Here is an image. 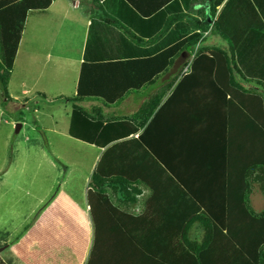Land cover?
Instances as JSON below:
<instances>
[{
  "label": "crops",
  "instance_id": "obj_1",
  "mask_svg": "<svg viewBox=\"0 0 264 264\" xmlns=\"http://www.w3.org/2000/svg\"><path fill=\"white\" fill-rule=\"evenodd\" d=\"M84 1L88 4L85 16L81 18L70 16L69 9H79L81 0H52L45 10L27 12L7 86L11 101L6 109L13 114L14 121L5 118L6 109L0 107V124L10 123L13 128L15 123V134H20L24 126L30 128L26 112L34 117L33 125L38 124L42 122L43 107L46 108L42 100L63 96L80 97L79 105L84 110H99L105 121L131 119L159 94L163 84L169 83L179 72L181 63L171 68L163 79L153 83L156 75L152 77L149 68L151 60L130 55L119 57L121 49L106 42L101 34L102 26L96 28L98 36H92L95 39L90 46L92 53L84 59L89 25L97 12L91 0ZM152 1L163 8L172 0ZM258 2L259 17L264 22V0ZM131 4L138 7L137 3ZM204 6L206 11V3ZM64 21L72 22L80 29V39L78 36L74 48L68 37H58V30ZM232 30L238 39L237 46L242 50L240 59L246 72H259L264 77V30L256 34L251 23L245 29L241 18L234 21ZM216 40L217 37L211 38L207 43L225 45L224 41ZM256 44L261 45L256 47L257 51L253 49ZM221 72L220 77L224 75ZM237 80L246 90H260L264 94V88L240 77ZM191 82L188 80L182 91L192 94L194 106L191 105V97L183 101L179 94L173 100L177 81L161 104L171 97L173 103L168 112L179 111V124L187 127L193 119H198L205 126L211 122L207 116L193 113L194 109L192 111V108H201L204 98L194 96L196 87L190 85ZM230 102L235 109L232 108L227 116L221 114L214 117L216 124L224 126L226 120L231 126L227 135L223 133L224 127L218 130V137L227 138L234 153L246 149L248 156L241 160L239 166H248V171L251 166L260 168L263 172L256 169L251 176L259 177L260 173H264V116H260L263 112L259 105L258 110L254 105L253 111H244L237 97ZM69 104L64 106L65 116L60 123L58 114H47L45 119H49L51 124L38 129L34 126L38 132L35 137L25 136L15 141L10 151L5 141L3 145L6 148L0 150V260L4 264H121V259L120 262L116 260L126 249L121 238L137 236L140 231L135 229L131 235V230L122 224L127 220L126 215L121 216L110 208L108 201L112 205L118 204L114 186L106 184L102 187L109 197L107 201L94 191L89 193L93 173L101 177L112 174L111 158L103 157L111 145L99 148L71 137L72 104ZM143 131L144 128L123 140L137 139ZM168 132L180 141L191 139L190 136L179 139L182 133L177 136L174 126H168ZM254 188H258L257 185ZM113 200L116 201L112 203ZM248 201L255 213L264 212V195L259 189L251 191Z\"/></svg>",
  "mask_w": 264,
  "mask_h": 264
},
{
  "label": "trees",
  "instance_id": "obj_2",
  "mask_svg": "<svg viewBox=\"0 0 264 264\" xmlns=\"http://www.w3.org/2000/svg\"><path fill=\"white\" fill-rule=\"evenodd\" d=\"M51 1L0 0V107L3 109H6L11 101L7 86L27 12L32 9L45 10L50 6ZM91 1L96 6L97 12L89 25L84 59L92 53L90 46L95 40L92 36L94 34L98 36L96 28L102 26L104 29L101 34L106 42L112 47L117 46L121 49V52L118 51L119 57L130 55L151 60L149 68L152 70V77L156 75L153 83L163 79L175 65L181 64L179 72L171 78V81L163 84L159 94L142 106L131 119L118 118L105 121L99 110L92 112L84 110L79 105L80 97L64 99L72 104L69 135L99 148L111 145L105 150L103 157L111 158L112 172L119 174L101 177L93 173L89 182V193L94 191L107 201L109 197L102 187L106 184L114 186V194L118 196L117 203L120 205L118 207L122 208L119 210L109 201L108 204L116 213L121 216L126 215L127 220L122 224L126 225L125 228L131 230L129 233L133 235L135 229L141 230L145 225L141 223L143 219L140 216L135 217L126 212L127 209H123L128 208L135 201V197L131 196L132 192L129 191L133 183L139 181L146 185L150 195L154 197L156 194L170 197L167 187L164 186L168 185L170 179L178 181L173 177V171L169 170L172 164L177 168L206 172V175L195 185L180 186L177 183L179 188L171 189L172 192L180 189L184 194L191 195L194 200L193 205L191 204L194 214L189 218L190 223L186 226L177 223L176 229L179 230V234L172 236L167 228L164 234L169 233L170 237L162 235V241H157L156 236L159 233L156 234L155 231L158 232L162 226L160 223L157 226L153 225L156 234L155 238L153 237L154 243L143 238L139 233L137 236L128 237L130 248H137L145 255L155 253L151 259L147 257L144 260H140L139 257L136 259L125 249L121 258L118 257L116 260L120 262L121 259V264H264V212L255 213L247 201H236L244 203L240 207L241 213L255 221L253 227H247L248 222H238L235 218L236 214L238 216V210L235 208L237 212L230 210L226 212L227 203L223 198L216 197L212 191L218 174L227 168L230 151V141H227V138L220 139L217 130L220 131L224 127L223 133L226 132L227 135L231 126L225 120L224 126L217 124V127H214L216 115L229 114L227 109L229 101L226 99L230 98L231 92L226 88L235 86L254 101L261 99L257 92L243 90L236 80L239 75L243 79L255 81L253 76H250L253 75L252 71L246 73L241 70L242 50L238 48V39L232 30L234 21L241 18L245 29L251 23L256 34L263 32L264 22L259 17L260 3L258 0H172L161 8L152 0H129L138 4L136 8L128 0ZM198 5L202 7L195 8ZM221 5L223 7L218 12ZM207 34L210 37L206 39ZM216 37L224 41L227 47L217 46L208 49L207 40ZM260 46L253 45V49L257 51L256 47ZM216 53L224 59L225 68L228 70L229 81L224 80V84H222L224 77L218 80L216 76V71L220 69L214 56ZM115 55L116 53L113 57ZM190 61V72L176 84L172 98L174 100V97L180 94L183 101L186 99L188 101L191 97V105L194 106L192 94L182 91L188 80L193 81L190 85L196 87V90H193L194 96L204 98V103H201V108L198 106L192 108V111L194 109L193 113L207 116L211 122L205 126L201 125L198 119H193L187 127L182 126V123L179 124V111L168 112L173 102L171 97L161 104L165 94L179 78L181 70ZM262 79L259 83L264 86V77ZM172 125L177 136L179 132L182 133L179 139L183 136H190L191 139L178 140L172 132H168V126L173 128ZM143 128V133L137 139L123 140L137 134ZM166 149L177 151L170 152L175 158H179L180 152L185 162L179 159L170 163L169 160L162 159L160 151ZM143 154L150 156V161L145 160L146 156ZM146 165L149 167L147 168ZM129 167L133 168L129 169ZM256 169L260 170L256 166H251L247 173L239 176L243 179L234 188L239 198H244L248 192H251L249 183L251 186L258 184L264 195V173H260L259 177H251ZM149 171L150 178L148 181L143 180V176ZM124 176L132 177V180L128 181ZM168 199L172 200V198ZM159 211L164 210L160 208ZM194 222L204 230L203 240L199 244L188 240L186 235L188 225ZM121 241L122 246L125 247L122 238ZM151 246L154 247V252ZM0 264L4 263L0 260Z\"/></svg>",
  "mask_w": 264,
  "mask_h": 264
},
{
  "label": "rangeland",
  "instance_id": "obj_3",
  "mask_svg": "<svg viewBox=\"0 0 264 264\" xmlns=\"http://www.w3.org/2000/svg\"><path fill=\"white\" fill-rule=\"evenodd\" d=\"M87 2L84 0H81V6L79 9H70V16L75 17V18H81L84 15V10L87 9ZM80 29L73 24L72 22H68V21H64L63 22V26L62 28H59L58 30V37H68V39L70 40L69 42L71 43V46H73L72 48H74V46L78 43V36L80 39ZM210 35L207 34L206 35V39L209 38ZM218 42H223L220 39L217 38ZM225 45H216L215 43H210L208 42L206 47L208 49H212L215 48L217 46H222V47H227V44L224 43ZM74 53V51L72 52ZM212 54V53H209ZM75 54H73L72 56H74ZM216 61H217V65L218 68H220L219 70L216 71V76L218 78V80H222L223 77V81L224 80H228L229 81V77H228V70L225 68V61L224 59L219 56V54H214ZM192 61V57L190 59ZM190 61V64H191ZM242 62V61H241ZM242 72H246V68L244 65V62H242V68H241ZM224 72V75L220 77V74H222V72ZM219 72V73H218ZM247 73V72H246ZM258 76V77H257ZM237 77H240L239 75ZM164 78V77H163ZM183 78V77H182ZM182 78L177 79V83H180L182 81ZM241 78V77H240ZM253 78L255 81H253L252 79H244L247 81L252 82L256 87H262L264 88L263 85H261L259 83V80H263L262 76H260L259 72H254L253 73ZM237 80V78H236ZM160 81V80H159ZM238 82V80H237ZM239 83V82H238ZM241 85V83H239ZM231 86V84H230ZM176 87V86H175ZM241 87L243 88V90L245 89L243 85H241ZM226 89H228L231 92V96L230 98L226 99V101L228 100L229 102L227 103V109L229 110V112L232 111V108L235 109L232 105V103L230 102L231 99H233L234 97L241 102V107L244 109V111L249 112V111H253L252 108L255 105V109L258 110V105L260 106V109L263 113H261L260 116H264V94H261L260 90L258 91H249V92H257V95L261 97L260 100L254 101V99H252L250 96H246V94H244L242 92L241 89L236 88L235 86H231V87H227ZM69 90V89H68ZM67 90V91H68ZM246 90V89H245ZM68 98L66 96H63L62 98L60 97H56V98H51V99H45L46 101L42 100V103H44L45 107H43L42 110V115L40 117V119H42V122L39 121L36 122L38 124H34L35 119L34 117L27 113V116H29V122H28V127L23 128V131L20 134H15L14 131V125L13 124V128H11L12 124L10 123H1L0 124V150L2 151V149L9 147V151L11 150V147L13 146V144L15 143V141H20L23 138H25V136H27L28 138H33L36 136V134H38L37 131L34 130V126L35 128H39L42 126H49L51 124V121L49 119H45L47 114H53L59 115V123L60 120L65 116L64 115V106H69V102L65 101L64 99ZM263 98V99H262ZM205 100H207L205 98ZM68 102V103H67ZM173 103V102H172ZM7 111V112H6ZM5 111V118L7 117L9 121H14L15 117H13V114L6 109ZM257 114L258 112L255 111ZM68 113V112H66ZM61 116V117H60ZM256 121H258L261 124V120L256 117ZM39 125V126H38ZM214 127H217V124L214 123ZM42 129V128H41ZM218 132V130H217ZM218 135V133H217ZM42 140V139H40ZM7 141L6 143V147L3 145L4 142ZM244 149V148H243ZM232 149L230 148L229 151V155H228V163H227V168L225 171H220V173L218 174L215 182H214V187L212 188V191L214 193V195L219 198H223L225 200V202L228 205V208H226V212H228L230 210V212H237L238 210V216L236 214V219H238V222H248L247 223V227L250 226H254V222L253 218H251L250 216H247V218L244 216V214L241 213L240 207L243 206L244 203L241 202H236V201H247L248 205L249 201H248V197L250 195L251 192H248L246 197L244 198H239L236 194H235V186L239 184V181H242L243 178H239V176L243 173H247L248 172V166L244 165V167H240L239 164L241 162V160L244 159L245 156H248L247 150L244 149L243 151H241L240 153H234V151H231ZM242 150V149H241ZM162 154V159L166 160V161H170V163H172V161H176V160H183L184 159L181 157V153L179 152V158H175L174 156H172V153L170 152H177V151H172L171 150H162L160 151ZM3 153V152H2ZM159 155V154H158ZM143 156L145 157V160L150 161V156L143 154ZM185 162V161H184ZM244 163H247L246 161ZM147 166V165H146ZM153 167V165H151ZM149 166H147L148 168ZM168 170V168H166ZM166 170V175L168 176V171ZM169 170L173 171V177L178 180L175 181L173 179L168 180V185L164 186L165 188L167 187V190L169 191V196H165L163 195H158L156 194V196H152L150 195V191L147 190L146 185H143L141 183H139V181H136V183L132 184V188L130 187L129 191L130 193L132 192L131 196L135 197V201L133 204H130L129 207L127 208L126 212L132 214L133 216H140V218H142V224L144 225V228L141 229L139 231V233L141 234V236L143 235V238L145 237L147 240L149 241H153V237L157 234L158 236H156L157 241H162V235L166 236V237H170V234L173 236L176 234H179V230L176 229L177 227V223H179L180 225H184L186 226L187 223L189 222V218L191 215H193L194 213H192V202H194V200L191 198V195L189 194H184L180 189L177 190V192H172V188H177L178 186L176 185L177 183L180 184V186H184L185 184L188 185H195L197 183H199V181L206 175L205 171H197V170H188V169H183L180 167H175L174 164H172V166L169 168ZM159 171V170H158ZM158 171L156 172L158 174ZM161 172V170H160ZM112 174L110 176H116L119 175L117 172H111ZM162 175V174H161ZM151 176V172H147L144 176H143V180L148 181V179ZM128 181L132 180V177H125ZM250 184V191H252L253 189H259V191L261 192L258 184H254L251 186ZM234 185V186H233ZM255 185H257L258 188H254ZM232 187V188H231ZM179 188V187H178ZM181 192V193H178ZM173 194V195H172ZM114 196H117L114 194ZM160 196H162V200H160ZM118 197V196H117ZM168 198H172V200H169ZM116 201L113 200L112 203ZM149 201V203H148ZM192 204V205H191ZM113 205L118 208L119 210L121 209L119 204H114ZM162 208L164 211H159V209ZM237 210H236V209ZM251 208V207H250ZM234 209V210H233ZM252 209V208H251ZM240 210V212H239ZM253 210V209H252ZM161 214V215H160ZM140 221V219H139ZM162 226V228H159V231L157 232V230L155 231L154 227H152L153 225H159ZM169 228V233H165L164 231ZM153 229V231H152ZM138 231V230H137ZM154 231L156 232V234H154ZM187 238L190 241H194L196 243H201V241L203 240V235H204V230L200 227V225L197 222L191 223L190 225H188L187 227ZM155 238V237H154ZM124 243L127 245L125 246L127 249V253L130 254L132 257H135L136 259L139 257L140 260H144L145 257L151 259L152 256H154L155 253H149L148 255H145L143 253V251L138 250L137 248H130L129 246V241H128V236L126 239H123ZM153 247V246H151ZM153 252H154V247L152 248ZM155 250H157V248H155Z\"/></svg>",
  "mask_w": 264,
  "mask_h": 264
},
{
  "label": "built area",
  "instance_id": "obj_4",
  "mask_svg": "<svg viewBox=\"0 0 264 264\" xmlns=\"http://www.w3.org/2000/svg\"><path fill=\"white\" fill-rule=\"evenodd\" d=\"M189 70H190V63L181 70L180 78L185 77L190 72Z\"/></svg>",
  "mask_w": 264,
  "mask_h": 264
}]
</instances>
